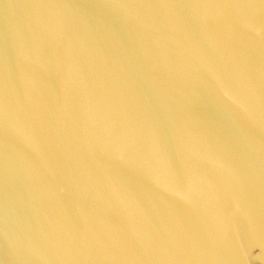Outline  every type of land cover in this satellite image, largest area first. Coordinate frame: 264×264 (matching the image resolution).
Returning <instances> with one entry per match:
<instances>
[{"label": "water", "instance_id": "95a60500", "mask_svg": "<svg viewBox=\"0 0 264 264\" xmlns=\"http://www.w3.org/2000/svg\"><path fill=\"white\" fill-rule=\"evenodd\" d=\"M0 264H264V0H0Z\"/></svg>", "mask_w": 264, "mask_h": 264}]
</instances>
